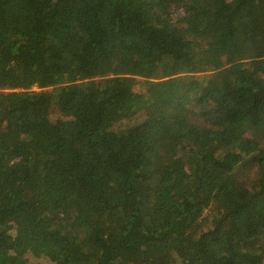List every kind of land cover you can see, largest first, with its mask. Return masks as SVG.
<instances>
[{
	"label": "trees",
	"instance_id": "1",
	"mask_svg": "<svg viewBox=\"0 0 264 264\" xmlns=\"http://www.w3.org/2000/svg\"><path fill=\"white\" fill-rule=\"evenodd\" d=\"M0 264H264V0H0Z\"/></svg>",
	"mask_w": 264,
	"mask_h": 264
},
{
	"label": "rangeland",
	"instance_id": "2",
	"mask_svg": "<svg viewBox=\"0 0 264 264\" xmlns=\"http://www.w3.org/2000/svg\"><path fill=\"white\" fill-rule=\"evenodd\" d=\"M134 123L137 127H146L145 117L137 118Z\"/></svg>",
	"mask_w": 264,
	"mask_h": 264
}]
</instances>
